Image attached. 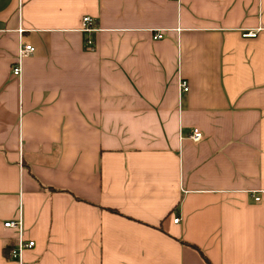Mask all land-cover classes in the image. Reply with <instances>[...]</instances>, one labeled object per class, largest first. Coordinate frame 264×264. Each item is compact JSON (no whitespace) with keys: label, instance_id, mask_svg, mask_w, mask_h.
I'll return each mask as SVG.
<instances>
[{"label":"crops","instance_id":"0c3cea01","mask_svg":"<svg viewBox=\"0 0 264 264\" xmlns=\"http://www.w3.org/2000/svg\"><path fill=\"white\" fill-rule=\"evenodd\" d=\"M205 259L264 264V0H0V264Z\"/></svg>","mask_w":264,"mask_h":264},{"label":"built area","instance_id":"2783aa9c","mask_svg":"<svg viewBox=\"0 0 264 264\" xmlns=\"http://www.w3.org/2000/svg\"><path fill=\"white\" fill-rule=\"evenodd\" d=\"M82 24V32L91 33L94 31L93 20L90 17H84L81 21ZM162 35H156L155 39H162ZM245 38H254V33H247L244 35ZM90 44V42H87ZM35 51V48L30 44H20L19 53L15 62V65L12 67V75L16 78L21 76V61L23 58L31 56ZM181 92L186 93L188 91L187 83H180ZM190 139L197 143L202 139V135L198 129H193ZM255 201H259V198H255ZM180 220L179 217L173 219L174 222H178ZM3 227L12 228L18 232V240L15 247L10 250V257L12 259H19L21 257V253L26 248H31L34 245V241H25L23 238V222L21 218L16 220H9L3 223Z\"/></svg>","mask_w":264,"mask_h":264},{"label":"trees","instance_id":"16d2710c","mask_svg":"<svg viewBox=\"0 0 264 264\" xmlns=\"http://www.w3.org/2000/svg\"><path fill=\"white\" fill-rule=\"evenodd\" d=\"M206 260V259H205ZM206 262L209 264V262L206 260Z\"/></svg>","mask_w":264,"mask_h":264}]
</instances>
